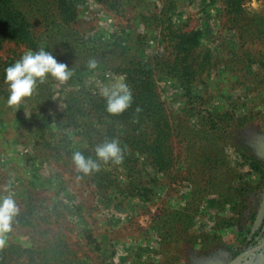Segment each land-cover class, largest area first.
<instances>
[{
  "label": "rangeland",
  "instance_id": "rangeland-1",
  "mask_svg": "<svg viewBox=\"0 0 264 264\" xmlns=\"http://www.w3.org/2000/svg\"><path fill=\"white\" fill-rule=\"evenodd\" d=\"M110 2L87 0L70 25L88 48L98 37L104 45L116 42L129 54L140 50L138 53L149 60H168L172 54L165 39L168 31L155 19L166 13L174 30L197 33V54L210 57L211 69L195 83L191 98L185 97L180 84L164 71L155 74L159 100L174 128L172 175L164 188L154 190L149 201L134 198L121 203L119 197L104 198L95 185L83 180L72 160L53 157L44 138L39 140L41 129L32 124L39 125V121L32 120L31 105L23 99L18 106L9 107L5 97L9 89L0 82V197L11 194L19 209L3 246L15 242L39 245L61 237L75 264H229L264 241V189L245 196L249 204L243 213L249 212L246 219L239 214L243 208L239 193L230 192L232 200L228 202L224 196L218 197L221 204L216 203L214 194H204L197 201L195 193L205 182L196 170L199 157L194 154L203 145L197 130L205 117L221 126V136H230L231 140L223 137L218 143L230 169L225 186L241 188L256 180L247 158L264 163V33L239 30L221 0ZM243 8L264 31V0H246ZM38 15L33 14L30 20L33 32L40 37L44 27ZM54 47L45 39L40 43V48L52 54ZM29 50L36 51L23 44H1L0 69L4 62H15ZM247 50L263 67L256 64L252 71L238 69L235 63ZM89 60L96 58L87 56L83 73H74L70 85L69 80L61 83L48 77L44 83L37 81V86H47L52 94L48 115L64 108L69 89L85 88L101 95L106 86L125 84L124 78L113 72L102 75L89 70ZM183 124L191 128L186 138L180 131ZM51 133L60 140L56 128ZM188 145L194 152L190 156H186ZM238 264H264V248Z\"/></svg>",
  "mask_w": 264,
  "mask_h": 264
},
{
  "label": "trees",
  "instance_id": "trees-1",
  "mask_svg": "<svg viewBox=\"0 0 264 264\" xmlns=\"http://www.w3.org/2000/svg\"><path fill=\"white\" fill-rule=\"evenodd\" d=\"M86 1L0 0V45L12 42L38 51L41 49L40 43L45 39L55 45L54 54L57 55H53L58 62L65 63L73 74L83 73L82 67L86 66L82 63L91 55L96 58L97 63L93 72L98 71L102 75L113 72L124 78L132 93V103L119 115L110 114L106 110V99L102 95L85 88L69 89L65 94L64 108L53 116L48 115L46 110L52 97L47 86H36L33 95L25 100L34 112L32 120L39 121V125L32 123L41 129L39 140L44 138L45 145L54 153V158L67 162L72 160L74 152H81L86 158L97 160L100 164L99 171L87 175L82 173V177L96 186L98 194L109 200L122 198L121 203L134 198L149 201L155 189L165 187L166 179L172 175L174 167V128L159 100L155 74L164 71L180 84L185 97L191 98L197 87L195 83L211 69V60L207 53L202 58L197 54L200 47L199 35L174 30L166 13L157 15L155 19L165 32L168 31L165 39L172 49L168 60H149L138 53L140 50H136L137 54H129L116 42L104 45L98 37L93 41V46L88 48L83 36L70 26L76 21L80 7ZM96 1L105 5L111 3L110 0ZM221 1L225 12L239 30L246 33L254 29L264 33L261 25L258 27L243 8L246 0ZM33 14H39L44 27V33L40 37L33 32L30 20ZM238 59L235 64L241 71H252L256 64L263 67L262 62L257 61L248 50ZM13 63V60L4 62L0 69V82L8 89L5 69ZM48 78L52 79L50 75ZM70 84L71 78L67 85ZM8 94L9 90L5 92L6 98ZM206 120L205 117L200 120L203 124L197 134L203 145L194 154L199 157L196 159L200 166L196 168L198 176L205 181L200 192L195 193L197 201L204 194H214L217 196L216 203L221 204L222 200H218V197L224 196V202H228L232 200L230 192L239 193L237 198H242L240 205L243 207L239 214L246 219L249 212L245 215L243 213L249 204L245 196L252 191L258 194L264 189V163L255 157L247 158L257 175L256 180L250 184L244 183L241 188L225 186L224 179L230 169L226 166L223 147L218 143L223 137L228 140L231 138L221 136L223 129L214 119H209V122ZM53 127L59 133V141L51 133ZM190 129L188 124L181 125L180 131L185 138ZM112 140L118 141L123 151V161L119 165L112 162L105 164L96 157L95 148ZM191 148V145L186 147V156L194 153L190 151ZM246 185L250 187L247 189ZM253 217L254 214L250 216L251 219ZM224 223L227 227L232 225ZM0 264H75V257L66 241L59 237L55 241L39 245L24 246L15 242L0 247Z\"/></svg>",
  "mask_w": 264,
  "mask_h": 264
},
{
  "label": "clouds",
  "instance_id": "clouds-1",
  "mask_svg": "<svg viewBox=\"0 0 264 264\" xmlns=\"http://www.w3.org/2000/svg\"><path fill=\"white\" fill-rule=\"evenodd\" d=\"M87 67L93 70L97 67L95 60H89ZM64 83L71 78L73 72L65 63L58 62L55 56L43 48L33 52H25L21 58L5 69V82L9 86L7 104L9 107L18 106L23 99L31 97L39 83H44L48 76ZM101 95L106 99V110L113 115L126 111L132 103V93L124 83H116L111 87H104ZM99 161L107 164H121L123 151L119 142L106 141L95 148ZM72 160L76 169L85 175L99 171L100 164L97 160L86 158L81 152H74ZM7 191V189H5ZM19 209L11 194L0 197V247L5 243L6 234L12 231L14 218Z\"/></svg>",
  "mask_w": 264,
  "mask_h": 264
},
{
  "label": "water",
  "instance_id": "water-1",
  "mask_svg": "<svg viewBox=\"0 0 264 264\" xmlns=\"http://www.w3.org/2000/svg\"><path fill=\"white\" fill-rule=\"evenodd\" d=\"M264 248V241L259 244L258 246L252 248V249H249V250H246L242 253H240L235 259H233L229 264H238L240 263L243 259H245L247 256L251 255V254H254L256 252H259L260 250H262Z\"/></svg>",
  "mask_w": 264,
  "mask_h": 264
}]
</instances>
